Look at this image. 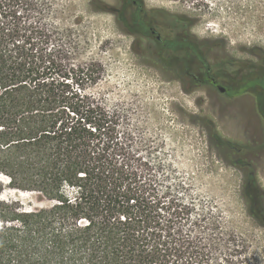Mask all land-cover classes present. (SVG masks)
<instances>
[{"label": "trees", "instance_id": "16d2710c", "mask_svg": "<svg viewBox=\"0 0 264 264\" xmlns=\"http://www.w3.org/2000/svg\"><path fill=\"white\" fill-rule=\"evenodd\" d=\"M43 13L40 0H0V264L234 263L220 221L192 216L182 183L170 181L151 150L139 153L143 139L128 128L126 111L94 92L102 65L78 61ZM128 18L135 45L147 38L150 54L180 80L194 76L185 65L192 59L207 69L206 78L215 69L235 73L232 60L206 64L203 41L147 34L158 21L179 30L189 19L155 9L145 16L140 8ZM160 43L181 49L182 65L160 58ZM248 81L240 88L259 86L263 116L264 72ZM246 181L254 189L245 191L249 214L264 225V193L252 172Z\"/></svg>", "mask_w": 264, "mask_h": 264}, {"label": "rangeland", "instance_id": "374dc122", "mask_svg": "<svg viewBox=\"0 0 264 264\" xmlns=\"http://www.w3.org/2000/svg\"><path fill=\"white\" fill-rule=\"evenodd\" d=\"M137 1L145 16L155 9L191 21L179 30L158 21L155 35L168 42L203 41L205 63L215 67L232 60L235 73L215 69L206 78L207 69L192 59L184 63L194 76L177 78L150 54L147 38L135 45L138 36L127 29L134 30L128 17L136 7L127 0H40L45 22L62 29L76 59L102 65L93 90L107 106L126 111L128 128L143 139L139 153L151 150L150 159L170 170V181L182 183L192 216L204 212L220 221L232 264H264V225L249 214L245 194L247 186L254 190L246 181L250 172L264 193V115L256 102L262 90L240 88L264 72V0ZM121 15L124 27L117 20ZM147 34L154 38L149 29ZM159 48L160 58L182 65L181 49L164 43ZM217 138L234 148L219 146Z\"/></svg>", "mask_w": 264, "mask_h": 264}, {"label": "flooded vegetation", "instance_id": "af4514ba", "mask_svg": "<svg viewBox=\"0 0 264 264\" xmlns=\"http://www.w3.org/2000/svg\"><path fill=\"white\" fill-rule=\"evenodd\" d=\"M128 1L131 2V4H132L134 7H136V8H140V9H141V4H140L137 0H128ZM149 30H150V33L154 35V39H155L156 41H161V40H162V37H161L159 34H156V35H155V33H157V31H156L155 29H153L152 27H150ZM157 35H159L160 38H157Z\"/></svg>", "mask_w": 264, "mask_h": 264}, {"label": "water", "instance_id": "95a60500", "mask_svg": "<svg viewBox=\"0 0 264 264\" xmlns=\"http://www.w3.org/2000/svg\"><path fill=\"white\" fill-rule=\"evenodd\" d=\"M157 38H160V36L159 35H157ZM218 90L219 91H221V92H223L225 89H224V87H222V86H218Z\"/></svg>", "mask_w": 264, "mask_h": 264}]
</instances>
